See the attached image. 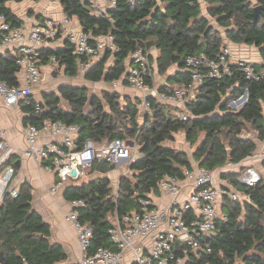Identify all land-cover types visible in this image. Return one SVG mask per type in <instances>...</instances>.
<instances>
[{
	"label": "trees",
	"instance_id": "trees-1",
	"mask_svg": "<svg viewBox=\"0 0 264 264\" xmlns=\"http://www.w3.org/2000/svg\"><path fill=\"white\" fill-rule=\"evenodd\" d=\"M10 1L26 0H0V15L12 26L23 25ZM55 1L60 2L66 17L76 19L85 32L94 37L107 34L115 37L119 51H107L94 62L85 74L89 81L120 80L128 71L131 53L142 47L157 49L159 54L152 53L151 57L156 58L158 71L170 72L169 84L161 86V90L188 82L191 78L185 66L188 56L204 52L217 59L224 49L220 31L211 24L214 18L227 28L228 37L255 44L264 57V0H204L211 19L202 15L200 0H117V6L104 16L92 14L84 0ZM257 5L263 7V15L254 23L252 13ZM53 57L58 61V69H64L66 75L74 77L80 73L82 58L73 54L68 40L59 48L40 49L37 64H51ZM110 58L113 61L108 65ZM253 65L264 68L258 63ZM231 67L233 75L206 78L198 86L187 103L190 113L187 120L178 117L177 107L151 99V107L141 123L140 100L122 96L117 90H105L100 97L90 94L86 87L60 86L43 94L39 113L35 112V99L29 96L27 106L33 112L27 121L40 125L51 119L78 125L80 147L87 138L96 143L115 138L136 139L140 145L143 156L131 164L133 174L121 177L117 194L107 175L70 185L65 190L67 200H85L79 215L93 230L92 250L100 246L114 248L109 235L114 215L140 210V199L157 194L161 180L167 176L183 177L185 169H193L186 151L166 144L168 140L174 141L177 133H184L188 143L198 144L194 161L211 171L227 163H240L254 154L257 142L248 133L256 132L257 138L264 140V79L249 80L237 64ZM20 70L17 57L10 50L0 53V81L18 86ZM246 90V104L238 110L231 109L229 102ZM108 171L109 166L104 167L103 173ZM224 175L232 177L250 199L231 201L225 196L222 212L229 220L220 224L217 234L204 236L203 247L190 252L184 264H264V179L246 187L236 180L235 172ZM18 189L17 197L7 191L0 202V264H54L64 260L65 251L49 239L50 225L32 208L31 186L24 182ZM206 244L211 245V252Z\"/></svg>",
	"mask_w": 264,
	"mask_h": 264
},
{
	"label": "built area",
	"instance_id": "built-area-1",
	"mask_svg": "<svg viewBox=\"0 0 264 264\" xmlns=\"http://www.w3.org/2000/svg\"><path fill=\"white\" fill-rule=\"evenodd\" d=\"M84 1L91 13L97 16H104L117 6V0ZM62 31L67 35L73 54L82 58L79 63L80 71L86 72L107 51H119L114 35L94 37L85 32L76 20L68 17L61 21L45 17L44 20L34 21L29 26H12L4 15H0V52L12 51L21 66L19 82L25 81L18 86L0 81V96L6 105L13 106L33 95V86L38 84L43 76L37 64L39 51L48 47ZM154 50L142 47L135 49L128 60L127 73L112 83L116 88L122 83H127L129 87L139 91L147 110L151 107V99L177 107V115L183 120H187L190 115L187 103L196 93L198 86L206 78L223 79L233 75L235 71L231 67L232 64H237L238 69L243 71L249 80L264 79V68L257 69L253 62L244 59L232 62L229 58L231 50L224 47L217 59L210 58L204 52L188 56L185 66L190 72V80L173 89L161 90L155 84L158 68L156 58L151 57L152 53L156 55ZM57 65L58 61L53 57L52 69ZM245 94L247 98L244 99ZM247 100L248 90L239 98L231 100L229 107L238 110ZM35 111H42V101L36 102ZM22 133L27 140L23 156L35 160L47 172L56 175L51 192L86 177L92 170L103 174L96 170L101 158L105 159L104 167L109 166V169L110 165L115 168L129 161L126 174L131 171V164L143 156L136 139L115 138L96 143L87 138L80 147L77 144L78 125H68L61 120L49 119L40 125L30 122L23 126ZM43 133L61 136L62 140L39 144L38 139ZM2 134L4 131L0 130V135ZM130 141L134 144L131 145ZM137 150L139 154H136ZM12 152L13 149L0 140V202H3L7 191L13 197L18 196L19 189L14 184L16 168L7 164ZM258 158L264 167V148L259 152ZM241 163H227L217 168L220 170L217 177L223 178L219 186L216 183L215 170L211 171L199 164L194 165L193 169H185L183 177H165L159 183L157 194L150 193L148 197L140 199V210H133L123 216L114 215L112 226L109 228L114 248L100 246L91 249L93 230L89 224L80 220L79 215V208L85 205V200H71L67 220L73 223L82 248V255L75 264H184L190 252L203 247L204 236L217 234L221 229L220 224L229 220V216L222 212L225 196L231 201L250 199V195L239 189L234 179L224 173L232 172L231 168H235L236 180L246 187H253L262 180V172L259 169L253 165L240 167ZM72 169H76V175L72 174ZM118 190L119 188L116 194ZM184 194L186 196H183ZM206 249L211 252V245L206 244Z\"/></svg>",
	"mask_w": 264,
	"mask_h": 264
},
{
	"label": "crops",
	"instance_id": "crops-1",
	"mask_svg": "<svg viewBox=\"0 0 264 264\" xmlns=\"http://www.w3.org/2000/svg\"><path fill=\"white\" fill-rule=\"evenodd\" d=\"M200 1L202 7V15L209 17L207 13V8H208L207 2H205L204 0H200ZM9 5L13 9V11L24 21L23 25H27V26L31 25L34 21H42L44 20L45 17H51L56 21H61L63 20L64 17H66L60 2L55 0H39V1L26 0L23 2L10 1ZM211 20H212L211 24L218 31H220L223 37L224 47H228L231 50V54L229 55V58L232 62H235L238 59H244L247 61H251L253 63L264 65V57L261 54L260 47L256 46L255 44H248L245 42H238L232 40L230 37H228L226 33L227 28L217 24L215 18ZM66 41H67V35L65 31L64 32L62 31V33H60V37L55 39L48 47L59 48L64 46ZM4 52H0V53H4ZM153 52L156 55L159 54L158 53L159 51L157 49H155ZM112 61L113 58H110L108 65L112 64ZM39 66L41 68L43 76H42V80L38 84L33 86L32 96L35 99V102L37 101L43 102L44 100L43 94L45 92L55 91L54 88L56 86H58V88L64 85L73 86V84L71 83L60 84L61 81H59V79L57 78H61L62 75L58 76L57 78H52L51 72L49 71V69H47L49 66L51 67V64L39 65ZM60 70H61L60 73L65 74L64 69H60ZM81 72L82 71H80V73ZM48 73H50V75H48ZM156 73L158 72L156 71ZM169 74L170 72L165 73L163 80L161 81L159 80V82L158 80H156L158 75L157 76L155 75V81H156L155 84L159 87L163 85H168ZM50 77L54 81L49 79ZM50 80L51 82L49 84ZM21 82L25 83L24 80L20 81V83ZM51 84L53 85L50 86ZM115 90L120 92L122 96H129L133 100L135 98L140 100V105H139L140 115L143 121L145 114L149 110H147L144 106L143 103L144 100L141 93L129 87L127 83H122ZM29 99L30 98L27 97L20 100L19 103L13 106H8L5 104L3 98L0 96V130L4 131V134L0 135V140L6 142V144L13 149L12 155L9 161L7 162V164L12 165L16 168L14 184L16 185V187H19L22 183L25 182L31 186L32 195H33V199L31 202L32 208L36 210L42 216L44 221L50 225V230H51V235L49 238L50 241L52 243L59 244L66 253V258L64 260L58 261L54 264H75L82 255V248L79 244L77 231L73 223L67 220V215L71 209V204H70V200H67L64 194L68 186L73 184L80 185L82 182L88 181V177H84L80 180L67 183L64 187L59 188L56 192H51L50 189L55 183L56 175L54 173L47 172L35 160L23 156L22 152L27 147V140L25 135L22 133V129L24 125L30 123V121L29 122L27 121V118H29V116L33 112L32 110H29L27 106V103H29ZM248 135L256 140L257 149L252 156L242 161L240 167L253 165L262 172V179H264V167L262 165V161L258 158L259 152H261L262 149L264 148V140L260 141L257 138L256 132H250L248 133ZM61 140H62L61 136L58 135L54 136L49 133H43L39 137L38 143L43 145L51 141H61ZM231 169L233 170L232 172L237 171L235 168H231ZM112 173L113 170L109 169V172L105 173L104 175L111 177ZM222 179L223 178L221 176L217 177V181H216V183H218L217 186H219V183L221 185ZM183 196L186 195L184 194Z\"/></svg>",
	"mask_w": 264,
	"mask_h": 264
},
{
	"label": "rangeland",
	"instance_id": "rangeland-1",
	"mask_svg": "<svg viewBox=\"0 0 264 264\" xmlns=\"http://www.w3.org/2000/svg\"><path fill=\"white\" fill-rule=\"evenodd\" d=\"M161 7H163V4H161ZM159 53V52H158ZM47 69H49V71L51 72V77L52 78H57L58 76L62 75L61 78H57L59 79V81H61L60 84H66V83H71L73 84V86L75 85H78L76 87H86L89 91L90 94H97L99 95L100 97H102V93L103 91L105 90H115L116 87H114L113 83H109V82H106L104 80L100 81V82H93V81H89L85 78V74L86 72L85 71H82L80 74H78L77 76L75 77H69L63 73H60V69H58V66H55L54 67V71L51 69V67L49 66ZM157 72L156 73V80H163V77H164V74H160V72L158 71L157 69ZM48 75H50V73H48ZM51 77L49 79H51ZM52 81H54L53 79H51ZM51 80L49 81V84L51 82ZM156 82V81H155ZM158 84V83H157ZM53 84H51L50 86H52ZM54 88V86H53ZM55 90L58 89V86H56L54 88ZM65 104V102H63ZM66 105V104H65ZM108 109V108H107ZM178 110V109H177ZM177 114H179V111L177 112ZM140 122L142 123V118L140 119ZM203 138V136L200 138V141L201 139ZM166 144L167 145H171V146H174L176 147L177 149H180V150H184L188 153L189 155V159L193 162V165H197L199 164L198 162L194 161V158H193V153L197 147L198 144L196 145H192L191 143H188L186 140H185V135L184 133L180 132V133H177L175 135V140L174 141H166ZM136 154H139V151L137 150L136 151ZM129 164L130 162L129 161H125L123 162L122 164H119L118 166H115L113 170V173L111 174V182H112V186H113V189H114V193L116 192L117 188H119V183H120V179L123 175H131L133 174L134 172L133 171H130V172H126V170L128 169L129 167ZM238 167V166H237ZM109 172V171H108ZM220 170L219 169H216L214 171V174H216V176L219 174ZM105 173L103 174H97L94 170L90 171L86 177H88V181L93 179L94 177L96 176H100V175H104ZM244 199H241L240 201H243Z\"/></svg>",
	"mask_w": 264,
	"mask_h": 264
},
{
	"label": "water",
	"instance_id": "water-1",
	"mask_svg": "<svg viewBox=\"0 0 264 264\" xmlns=\"http://www.w3.org/2000/svg\"><path fill=\"white\" fill-rule=\"evenodd\" d=\"M253 18H254V23L258 21L259 15H263V7L261 5H257L253 8ZM247 98V94H245L244 99ZM130 144L133 145V141H130ZM104 164H105V159L101 158L99 159L97 165H96V170L101 173L103 172L104 169ZM110 169H114V165H110ZM72 174L76 175V169H72ZM2 256V255H1ZM2 261V257L0 258V262Z\"/></svg>",
	"mask_w": 264,
	"mask_h": 264
}]
</instances>
